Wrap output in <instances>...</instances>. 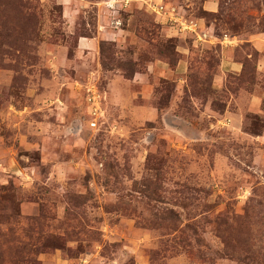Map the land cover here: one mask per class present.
<instances>
[{
    "label": "rangeland",
    "instance_id": "obj_1",
    "mask_svg": "<svg viewBox=\"0 0 264 264\" xmlns=\"http://www.w3.org/2000/svg\"><path fill=\"white\" fill-rule=\"evenodd\" d=\"M0 264H264V0H0Z\"/></svg>",
    "mask_w": 264,
    "mask_h": 264
},
{
    "label": "built area",
    "instance_id": "obj_2",
    "mask_svg": "<svg viewBox=\"0 0 264 264\" xmlns=\"http://www.w3.org/2000/svg\"><path fill=\"white\" fill-rule=\"evenodd\" d=\"M91 95H89V101L91 102L93 121L91 122L92 126L96 127L98 125V120L102 116V96L98 91V88L92 86L89 89Z\"/></svg>",
    "mask_w": 264,
    "mask_h": 264
},
{
    "label": "crops",
    "instance_id": "obj_3",
    "mask_svg": "<svg viewBox=\"0 0 264 264\" xmlns=\"http://www.w3.org/2000/svg\"><path fill=\"white\" fill-rule=\"evenodd\" d=\"M224 61H225L224 65H225L226 63H228V65H230V66H228V67H230L231 69L239 70V69L241 68V64H240L239 62H236V61H229V60H224ZM224 65H223V66H224Z\"/></svg>",
    "mask_w": 264,
    "mask_h": 264
}]
</instances>
